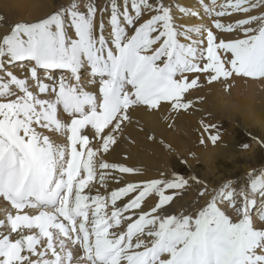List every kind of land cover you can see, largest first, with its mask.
Masks as SVG:
<instances>
[{
  "label": "snow or ice",
  "instance_id": "1",
  "mask_svg": "<svg viewBox=\"0 0 264 264\" xmlns=\"http://www.w3.org/2000/svg\"><path fill=\"white\" fill-rule=\"evenodd\" d=\"M198 7L70 0L0 32V201L14 210L0 219V264H264V170L211 191L192 176L193 205L173 214L188 179L123 182L137 170L105 159L138 108L194 107L201 77L225 92L233 78L264 81V0ZM196 17L208 24L181 23ZM109 182L120 186L92 194Z\"/></svg>",
  "mask_w": 264,
  "mask_h": 264
},
{
  "label": "rangeland",
  "instance_id": "2",
  "mask_svg": "<svg viewBox=\"0 0 264 264\" xmlns=\"http://www.w3.org/2000/svg\"><path fill=\"white\" fill-rule=\"evenodd\" d=\"M23 2L31 5V9L26 13H21L24 5L21 4L19 8H14L9 12L10 16L0 7L2 10L0 16H4L8 22H34L60 7L66 6L70 0H23ZM96 2L101 6L105 4V0H96ZM190 10H194L193 7ZM33 11L37 12L35 19L30 17ZM185 19L187 18H183L181 23L187 26H198V24L187 23L188 21ZM191 19L201 20L200 17ZM221 38L235 39L239 38V34H224ZM201 82L203 84L201 88L191 90L186 96V99L192 101L194 107L186 112L175 113L178 123L176 124L174 119L171 126L178 136L176 144L167 143L165 140L163 142L157 133L150 134L140 130L137 120L143 110L139 108L132 113L133 122L124 129L125 133L120 140L125 144L141 146L150 155V161L147 162L145 168L132 166L139 174H123L133 177L135 179L133 182L159 178L161 173H165L168 178L180 174L189 180L190 190L167 208L173 214L181 211L187 212L193 205L197 190L201 185L193 183L192 176H196L206 183L211 191L225 182L236 184L239 181V186H243L247 173H258L260 170H264V134L262 132L264 127V81L233 78L229 81L231 87L228 92L224 91V84L221 82L207 85L204 83L203 77H201ZM219 100L241 103V106L253 103L256 109L250 116L251 120L242 118L239 110H236V113L231 111L229 114H220L215 111L213 104ZM162 107L165 109H160L158 116L163 120L171 109L167 104ZM213 108L214 110H212ZM207 125L216 127L209 128L208 132H205L204 127ZM217 133L220 134V140L213 145L209 142L208 136ZM149 135L155 136L156 141L149 140L147 138ZM202 138L205 139V144L200 143ZM120 142L106 154L105 159L108 162L116 160L113 158L115 154L122 157L129 156L127 152L124 155L119 152ZM244 145L247 147L245 148ZM211 148L224 151L222 157L213 158L214 154L211 153ZM117 178L119 179L118 176ZM118 186L120 185L111 182L108 183L107 188L96 184L92 189V194L99 191L100 194L107 195ZM85 191L88 192L87 189ZM153 202V200H148L144 205L145 210H148ZM2 213H4L3 216L8 214L6 210Z\"/></svg>",
  "mask_w": 264,
  "mask_h": 264
},
{
  "label": "bare ground",
  "instance_id": "3",
  "mask_svg": "<svg viewBox=\"0 0 264 264\" xmlns=\"http://www.w3.org/2000/svg\"><path fill=\"white\" fill-rule=\"evenodd\" d=\"M21 4H24L21 9V13H26L31 9V5L29 3H24L23 0H0V7L3 9L4 12H7L9 15V12L13 10L14 8H19ZM180 4L183 6H187L190 8L193 7L194 10L199 11L198 7V0H180ZM0 11H2L0 9ZM37 13V12H36ZM34 11L30 14L31 19L37 18V14ZM10 16V15H9ZM8 19V18H7ZM181 18V22H182ZM188 21L187 23H192L193 25L198 24V26L201 25H207L208 24V18L205 17L204 19H197L193 20L191 18L185 19ZM7 21V20H6ZM10 21V20H9ZM19 22V21H15ZM14 21L7 23H0V32H6L8 31V26L10 24L15 23ZM22 22V21H21ZM264 85V83H263ZM215 107V111L220 114H229L231 111H234L236 113V110H239L242 118L248 120H251V117L253 115V110L256 109L253 103H250L249 105L241 106L238 103H234L231 101H223L219 100L213 103ZM161 109H165V107H161ZM214 110V108L212 109ZM239 113V115H240ZM176 117V118H175ZM175 119V120H174ZM238 119V118H237ZM173 120L175 123H178V118L175 113H172L170 111L169 114L165 116V118L162 120L159 118L158 113L156 115H148L145 112H141V114L138 116V127L139 129H143V131H146L147 133H157L160 137V140L164 142V140L167 143L173 142V144H176L178 141L177 134L173 131V127H169V125H172ZM249 120V121H250ZM258 120V119H257ZM247 122V121H246ZM245 122V123H246ZM250 123V122H249ZM248 124V123H247ZM263 134H264V127H263ZM125 133V132H124ZM120 150L119 152L124 155L125 152L129 154L127 156V159H124V157L119 156L118 154H115L113 158L114 162L122 163L126 166L132 167L137 166L138 168H145L146 164L150 161V155L143 150L141 146L133 145V144H125L124 142H120ZM211 153L213 152L214 156L213 158H220L222 157V150H215V148H211ZM250 157V156H249ZM240 158V157H239ZM248 158V157H247ZM252 159V158H250ZM252 161V160H251ZM148 162V163H147ZM218 167V166H216ZM119 179H123V182H133L135 179L130 176H124V175H118ZM4 210L7 212L12 211L10 207L6 204V202L0 201V219H5L6 215L2 213ZM168 213L170 211L167 209Z\"/></svg>",
  "mask_w": 264,
  "mask_h": 264
}]
</instances>
